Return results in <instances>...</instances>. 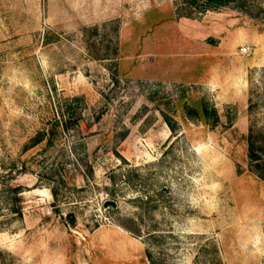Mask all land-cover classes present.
<instances>
[{
    "label": "rangeland",
    "instance_id": "rangeland-1",
    "mask_svg": "<svg viewBox=\"0 0 264 264\" xmlns=\"http://www.w3.org/2000/svg\"><path fill=\"white\" fill-rule=\"evenodd\" d=\"M205 1L0 0V264H264V0Z\"/></svg>",
    "mask_w": 264,
    "mask_h": 264
},
{
    "label": "trees",
    "instance_id": "trees-1",
    "mask_svg": "<svg viewBox=\"0 0 264 264\" xmlns=\"http://www.w3.org/2000/svg\"><path fill=\"white\" fill-rule=\"evenodd\" d=\"M186 2L189 3L190 5V11H187L185 13H183L184 15H187V16H192L193 14V11H192V8L195 7V6H198V0H185ZM231 0H206L205 2V8H215V7H218V6H222V5H226L230 2ZM202 113L205 114V116H207L208 114V107L207 105L203 104L202 105ZM216 111V110H215ZM53 135L55 134V128L53 127L50 131ZM43 135V133H41ZM40 138L42 137L41 135L39 136ZM53 138V137H51ZM256 143L251 139V142H250V148H249V152H250V158H251V161H252V167H253V170L259 174V176L263 177L264 178V169L262 167V156L258 153L257 149H256ZM15 190H17V188H15ZM54 194L55 196L57 197L58 194H57V191L55 190L54 191ZM16 212H19L21 213V209L18 208V207H15L14 209ZM73 222L75 221L74 219H72Z\"/></svg>",
    "mask_w": 264,
    "mask_h": 264
},
{
    "label": "built area",
    "instance_id": "built-area-1",
    "mask_svg": "<svg viewBox=\"0 0 264 264\" xmlns=\"http://www.w3.org/2000/svg\"><path fill=\"white\" fill-rule=\"evenodd\" d=\"M244 50H248V47H244Z\"/></svg>",
    "mask_w": 264,
    "mask_h": 264
}]
</instances>
